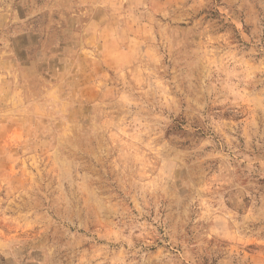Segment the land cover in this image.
<instances>
[{
	"label": "rangeland",
	"instance_id": "rangeland-1",
	"mask_svg": "<svg viewBox=\"0 0 264 264\" xmlns=\"http://www.w3.org/2000/svg\"><path fill=\"white\" fill-rule=\"evenodd\" d=\"M0 264H264V0H0Z\"/></svg>",
	"mask_w": 264,
	"mask_h": 264
}]
</instances>
